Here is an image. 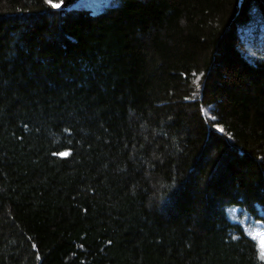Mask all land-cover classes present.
I'll use <instances>...</instances> for the list:
<instances>
[{"label": "trees", "instance_id": "1", "mask_svg": "<svg viewBox=\"0 0 264 264\" xmlns=\"http://www.w3.org/2000/svg\"><path fill=\"white\" fill-rule=\"evenodd\" d=\"M78 2L0 0V264H264V0Z\"/></svg>", "mask_w": 264, "mask_h": 264}, {"label": "rangeland", "instance_id": "2", "mask_svg": "<svg viewBox=\"0 0 264 264\" xmlns=\"http://www.w3.org/2000/svg\"><path fill=\"white\" fill-rule=\"evenodd\" d=\"M101 1L102 0H82L80 6L81 7L92 6V10L96 12L97 10H94V9H96L98 7V5Z\"/></svg>", "mask_w": 264, "mask_h": 264}, {"label": "snow or ice", "instance_id": "3", "mask_svg": "<svg viewBox=\"0 0 264 264\" xmlns=\"http://www.w3.org/2000/svg\"><path fill=\"white\" fill-rule=\"evenodd\" d=\"M45 2L47 4H49L50 7L53 8V9H60L61 8V5L63 3V0H61L60 3H53L52 0H45ZM213 119H215V117H213ZM69 154H70L69 152H61V153H59V155L61 157H67Z\"/></svg>", "mask_w": 264, "mask_h": 264}]
</instances>
